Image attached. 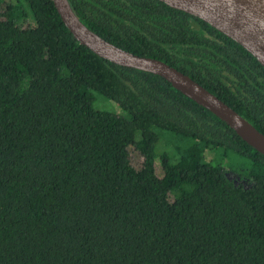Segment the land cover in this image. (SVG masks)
Here are the masks:
<instances>
[{"label":"trees","instance_id":"obj_1","mask_svg":"<svg viewBox=\"0 0 264 264\" xmlns=\"http://www.w3.org/2000/svg\"><path fill=\"white\" fill-rule=\"evenodd\" d=\"M68 2L264 135V68L239 44L159 0ZM0 264H264V156L164 79L80 45L51 0H0Z\"/></svg>","mask_w":264,"mask_h":264},{"label":"water","instance_id":"obj_2","mask_svg":"<svg viewBox=\"0 0 264 264\" xmlns=\"http://www.w3.org/2000/svg\"><path fill=\"white\" fill-rule=\"evenodd\" d=\"M73 38L100 58L129 69L156 75L229 126L264 156V135L204 87L166 63L127 52L89 30L68 0H51ZM209 24L239 44L264 68V0H159Z\"/></svg>","mask_w":264,"mask_h":264},{"label":"rangeland","instance_id":"obj_3","mask_svg":"<svg viewBox=\"0 0 264 264\" xmlns=\"http://www.w3.org/2000/svg\"><path fill=\"white\" fill-rule=\"evenodd\" d=\"M17 25L20 28H27L30 26H33V22L31 17L27 16L25 19L20 20L19 22H17ZM92 99H93V107L95 110L97 111H101V112H105V113H109V114H113V115H119L121 113V110L119 109V107L114 104L113 102H111L108 99H105L104 97H102L99 93L90 91ZM137 135H140V133H137ZM170 146L168 144H166V140L162 139L159 143V145L157 146V151L161 152L164 151L165 149L169 148ZM171 150V148H170ZM213 158V155L211 153H205V159L206 161H211ZM130 160H131V164L135 169H139L142 165V161L143 158L140 155V153L135 149V147H131L130 148ZM156 173L158 175V177H162L163 172L160 166V163L157 161L156 165ZM224 170L226 173V177L235 185V186H242L245 189H248L252 186V183L242 177H240L237 173L233 172V171H229L228 170V166L226 165V162H224Z\"/></svg>","mask_w":264,"mask_h":264}]
</instances>
